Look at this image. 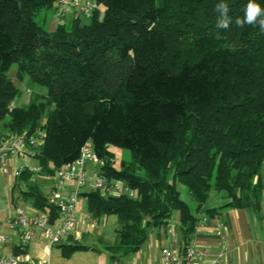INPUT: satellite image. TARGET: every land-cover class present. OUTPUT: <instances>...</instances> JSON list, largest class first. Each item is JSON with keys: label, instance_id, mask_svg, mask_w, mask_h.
<instances>
[{"label": "trees", "instance_id": "1", "mask_svg": "<svg viewBox=\"0 0 264 264\" xmlns=\"http://www.w3.org/2000/svg\"><path fill=\"white\" fill-rule=\"evenodd\" d=\"M57 0H0V123L5 133L44 130L35 158L52 175L90 141L101 172L132 194L83 191L93 216H116L115 241H100L114 262L139 250L174 211L188 241L204 215L259 210L264 194V31L238 27L248 0H95L86 21L45 26ZM232 23L217 28L216 5ZM264 8V0H255ZM39 20H38V19ZM186 44L189 53L183 55ZM46 87L28 104L8 72ZM42 96L45 98L43 99ZM111 145L128 149L115 167ZM21 178L32 172L23 169ZM184 186L195 203L182 197ZM34 207L46 195L28 183ZM224 200L208 205L211 192ZM63 254L77 242L57 243Z\"/></svg>", "mask_w": 264, "mask_h": 264}, {"label": "built area", "instance_id": "2", "mask_svg": "<svg viewBox=\"0 0 264 264\" xmlns=\"http://www.w3.org/2000/svg\"><path fill=\"white\" fill-rule=\"evenodd\" d=\"M96 8L95 0H57L54 15L60 19L67 10L73 9L74 18L87 19ZM14 103L12 102L11 106H14ZM43 137L44 130L41 128H36L30 133H7L0 137V169L5 171L6 161L11 157L24 160L34 157ZM102 163L91 142L86 141L73 161L54 171V181L46 194L49 211L16 206L8 215L6 226L18 236L19 242L16 251L0 254V264H49L48 257L53 245L60 243L63 238L76 239L83 231L84 225L95 227L101 218L93 216L86 207L85 210L78 208V199L83 191L93 190L104 196L132 194V189L124 181L101 172L99 168ZM23 169L37 172L40 167L21 166L15 174L18 175ZM68 183L71 186L66 193H62L61 190ZM203 221L202 219L199 222ZM163 231L167 237L175 239L176 226L171 221ZM36 237L44 241L42 258H34L27 251L29 244ZM6 239L7 234L0 232V244ZM205 256V249L193 244L186 245L181 251L162 246L154 264H219L218 258L212 263H207Z\"/></svg>", "mask_w": 264, "mask_h": 264}, {"label": "crops", "instance_id": "3", "mask_svg": "<svg viewBox=\"0 0 264 264\" xmlns=\"http://www.w3.org/2000/svg\"><path fill=\"white\" fill-rule=\"evenodd\" d=\"M68 18L69 20L73 18V9L67 10L60 19L54 14L46 15L45 26L49 31H53L60 21ZM81 20L84 22L87 19L82 18ZM9 72L13 84L15 82L13 80L20 81L16 75V67L11 73ZM3 135L5 132L2 130L0 137ZM25 165L37 166L38 161L35 157L28 160L11 157L6 161L5 171L0 169V181L6 188L5 196L0 190V211L3 217L5 216V222L0 220V232L7 234V239L0 244V254L16 251L19 242L18 236L7 229L8 215L14 211L16 206L23 205V207L37 209L32 205L28 194L23 193L25 189H28V183L34 182L46 195L54 181V176L40 171L32 172L29 179L16 175L15 171ZM48 179L51 182L47 191H44L42 186ZM70 186L71 184L68 183L61 192L66 193ZM184 192L187 193L186 188ZM178 216V211H174L170 219L176 226L175 239L167 237L162 229L154 230L138 251L127 256L125 264H154L162 246H167L173 251H181L188 244L205 249L207 263H212L218 258L219 264H264V194H262L261 206L257 211L250 208H229L218 214L204 215L200 219L204 221L197 223L188 241L183 240L182 233L177 227ZM218 232L221 234H217ZM34 240L42 241L37 237Z\"/></svg>", "mask_w": 264, "mask_h": 264}, {"label": "rangeland", "instance_id": "4", "mask_svg": "<svg viewBox=\"0 0 264 264\" xmlns=\"http://www.w3.org/2000/svg\"><path fill=\"white\" fill-rule=\"evenodd\" d=\"M38 19V18H37ZM39 20V19H38ZM66 23L69 22V18L65 20ZM180 51H182L183 55L189 53V48L186 44L181 46ZM16 65L12 64L10 72L15 70ZM15 81L14 84L18 89V95L15 99V103L17 105H25L28 104L38 93L45 94L46 87L32 82L28 75L24 74L20 81ZM44 99L45 97L42 96ZM1 128L0 123V131ZM6 132L5 130H3ZM8 133V132H7ZM5 133V134H7ZM110 149V162L115 166L119 167L120 163L123 161H129L131 158V153L128 149L121 148L118 146L111 145ZM34 161V160H32ZM51 180L48 179L45 181L42 188L44 191H47L48 186L50 185ZM6 188L0 181V190L3 192L5 196ZM185 187L179 185V190L181 192V197L193 208L195 203L191 199L188 193L184 192ZM85 190V188H83ZM224 199L221 198L216 192H211L210 199L208 201V205H218L222 203ZM23 206V205H22ZM86 207V199L84 196H80L78 199V208L79 210H85ZM0 220H4L3 213L0 211ZM117 226L116 216L114 214H106L104 215L99 223L95 227H90L84 225L83 231L78 235L76 239H62L61 243L67 242H77L82 247L80 249H76L69 254H63L62 248L55 244L52 246L50 254H49V264H125V260L128 257L121 258L119 257L114 262L110 258L109 252L103 247V244L100 241L112 244L115 241V228ZM42 240V239H41ZM44 241L33 240L29 244L28 252L34 258H42L44 257L43 253ZM1 251V249H0ZM4 252V250H3ZM137 258V257H136Z\"/></svg>", "mask_w": 264, "mask_h": 264}, {"label": "clouds", "instance_id": "5", "mask_svg": "<svg viewBox=\"0 0 264 264\" xmlns=\"http://www.w3.org/2000/svg\"><path fill=\"white\" fill-rule=\"evenodd\" d=\"M216 11L219 13L216 24L217 28L227 29L232 23L231 17L228 15L229 6L224 2L218 3L216 5ZM235 24L238 27H243L245 24H258L260 29L264 31V8H261L260 4L256 3L255 0H248L244 9L243 18H237Z\"/></svg>", "mask_w": 264, "mask_h": 264}]
</instances>
